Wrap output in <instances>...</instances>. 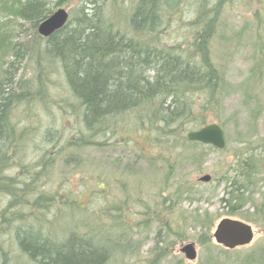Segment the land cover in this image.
Returning <instances> with one entry per match:
<instances>
[{"label":"rangeland","instance_id":"rangeland-1","mask_svg":"<svg viewBox=\"0 0 264 264\" xmlns=\"http://www.w3.org/2000/svg\"><path fill=\"white\" fill-rule=\"evenodd\" d=\"M26 1L0 0V41L8 45V50L0 51V80L12 64L10 72L15 83L33 82L38 60L33 48L42 51L45 47V39L37 33L39 23L25 21L19 15ZM39 1L45 2L50 14L66 9L71 21L78 17V10L86 0ZM95 1L114 30L132 36L129 17L138 0ZM178 2L172 20L170 8L164 0L160 2L164 18L161 35L151 37L150 42L179 46L183 56L184 50H194L191 46L195 35L211 15L207 11L213 12L220 5L214 18L215 32L207 47L226 85L220 89L219 103L205 122L221 127L225 148L209 150L156 131L149 142L138 133L141 126L136 118L141 113L138 111L108 118L105 130L90 137L82 127L80 107L69 92L59 63L45 60L50 72L46 104L36 102L26 110L20 106L12 112L11 122L18 129L26 127L33 133L32 140L24 148L21 144L19 149L24 168H32L40 160L51 161L37 188L48 198L44 204L56 205L45 210L32 209L17 222H12L10 216H18L16 211L3 214L5 218L10 216V221L9 225L0 223V264H35L18 252L13 237L16 226L34 231L41 235V240L55 244L65 241L70 233L86 235L109 253L105 264H262L258 252L264 248L263 228L250 223L254 232L251 244L228 251L217 246L212 238L209 244L201 245L199 229L191 217L195 210L198 214L207 211L212 216L210 237L222 219L240 220L225 216L220 204L226 190L227 164L233 161L235 151L246 144L264 160V0ZM12 46L22 47L23 53L15 57ZM201 127L186 123L181 132ZM46 130L53 136L51 145L42 143ZM79 138L104 145H91L76 152L69 146ZM18 165L15 162L16 172L7 171L5 176L17 177ZM205 175H215L219 182H199ZM178 182L192 185L193 192L200 197L197 195L192 203L176 202L174 198L166 201L170 191L163 188H172ZM263 186L259 184L258 193L253 195L255 200L263 192ZM199 198L202 199L196 202ZM68 199L75 202L72 208L66 202ZM9 203L10 198L0 192V215ZM182 218L186 219L184 223L180 221ZM187 243L196 248L197 256L192 262L179 252Z\"/></svg>","mask_w":264,"mask_h":264},{"label":"trees","instance_id":"trees-1","mask_svg":"<svg viewBox=\"0 0 264 264\" xmlns=\"http://www.w3.org/2000/svg\"><path fill=\"white\" fill-rule=\"evenodd\" d=\"M161 1L138 0L129 17L132 33L129 37L114 30L102 16V8L96 5L95 0H86L85 5L78 10L76 19L68 20L60 31L45 39L42 51L33 48V55L38 56L33 82L15 83L10 65L5 77L0 80V192L10 198V203L0 215L1 225H9L10 216L11 220H22L23 214L32 209L45 210L56 205L44 204L48 198L37 188V184H41L46 177V166L51 161L40 160L34 167L24 168L19 149L21 144L24 148L23 145L32 140L33 133L26 127L18 129L17 124L11 122L12 112L20 106L26 110L36 102L42 106L46 104L50 72L47 71L48 66L44 65L48 64L45 60L50 64L55 61L59 63L69 92L80 107L82 127L90 137L105 130L103 127L108 118L137 111L141 112L136 117L141 124L138 133L149 142L152 141L153 131L161 132L164 136L173 134V138L189 142L181 132L184 124L206 126L207 115L218 105L222 93L220 89L226 85L212 63L207 47L215 32L214 18L220 5L218 3L216 6L217 11L214 8L213 12L207 11L211 15L203 22L201 32L195 35L191 46L194 50H184L183 56L179 46L168 47L150 42L151 37L153 39L161 35L164 20ZM164 1L170 8L172 20L180 4L178 0ZM19 15L25 21L38 24L52 13L44 1L27 0L19 10ZM11 48L15 51V57L23 53L20 46ZM6 50L8 45L0 41V51L4 53ZM42 60L44 63L39 65ZM52 138L46 130L42 134V143L51 145ZM76 141L69 146L76 152L91 145H104L91 143V140L84 141L83 138ZM190 144L214 150L211 146L194 142ZM249 147L246 144L235 151L233 161L227 164L224 175L226 190L220 204L225 216L237 217L264 229V186L257 200L253 196L258 193L259 184L264 185V160ZM190 160L196 161L195 157H190ZM15 162L19 163L16 168L18 176L6 177L7 171L16 172L13 171ZM213 181L218 183L219 179L214 175L210 183ZM163 189L170 191L166 199L170 202L174 198L176 202L186 200L192 203L197 195L200 197L193 192L192 185L185 182ZM66 202L70 203V208L75 204L70 199ZM15 211L18 216L12 214L7 219L3 215ZM197 211L191 217L192 223L199 229L201 245L209 244L214 220L207 211L201 214ZM180 221L184 223L186 219ZM165 227L169 229V226ZM176 230H180V226ZM18 231L16 238L24 251L22 255L35 264H105L109 258V253L103 251L102 245L94 243L86 235L70 233L65 241L55 244L48 239L30 236L25 232L28 231L26 229ZM258 253H261L260 261L264 264V248Z\"/></svg>","mask_w":264,"mask_h":264},{"label":"water","instance_id":"water-1","mask_svg":"<svg viewBox=\"0 0 264 264\" xmlns=\"http://www.w3.org/2000/svg\"><path fill=\"white\" fill-rule=\"evenodd\" d=\"M68 19V11L63 8L58 9L38 25L37 33L40 37L46 39L60 31L66 25ZM186 139L189 142L212 146L218 150H222L225 147L223 132L215 124L205 126L197 131L188 132ZM210 179V176L205 175L199 179V182L208 183ZM253 237L254 232L250 224L233 218H224L219 221L214 227L212 234L215 244L228 251L249 246ZM179 252L190 262L194 261L197 256L193 243L183 245Z\"/></svg>","mask_w":264,"mask_h":264},{"label":"bare ground","instance_id":"bare-ground-1","mask_svg":"<svg viewBox=\"0 0 264 264\" xmlns=\"http://www.w3.org/2000/svg\"><path fill=\"white\" fill-rule=\"evenodd\" d=\"M18 214V213H17ZM24 215V218H25V216H26V214H23ZM17 221H21L20 219H18V218H14L13 220H12V222H17ZM22 226H16V230L14 231V233H13V237H14V240H15V242H16V244H17V250H18V252L20 253V254H22V253H24V251H23V249L20 247V245L18 244V241H17V238H16V233H17V229H19V231H21V230H23L22 228H21ZM18 231V232H19ZM25 232H27V234H29L30 236H32V237H34V238H38L39 237V239H41V235L40 234H37L36 232H34V231H25ZM44 239V238H43ZM42 239V240H43ZM56 241H58V240H60V239H55ZM51 241V240H50ZM53 242V241H52ZM43 243H45V242H43ZM55 243V242H54Z\"/></svg>","mask_w":264,"mask_h":264}]
</instances>
